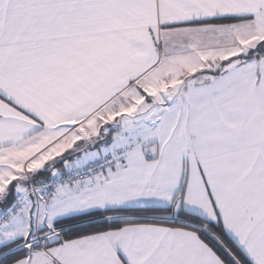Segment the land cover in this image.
I'll use <instances>...</instances> for the list:
<instances>
[{"label":"snow or ice","instance_id":"snow-or-ice-1","mask_svg":"<svg viewBox=\"0 0 264 264\" xmlns=\"http://www.w3.org/2000/svg\"><path fill=\"white\" fill-rule=\"evenodd\" d=\"M0 264H264V0H0Z\"/></svg>","mask_w":264,"mask_h":264}]
</instances>
